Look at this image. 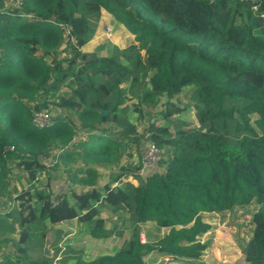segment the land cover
I'll use <instances>...</instances> for the list:
<instances>
[{
    "label": "trees",
    "instance_id": "1",
    "mask_svg": "<svg viewBox=\"0 0 264 264\" xmlns=\"http://www.w3.org/2000/svg\"><path fill=\"white\" fill-rule=\"evenodd\" d=\"M6 2L0 0V170L4 156L15 152L17 166L34 183L53 147L59 160L80 158L78 172L86 176L78 180V190L54 194L29 187L14 195V212L0 216V264H52L31 254L29 238L38 224L74 222L90 239L108 238L112 228L106 223L115 220L103 217V208L114 218L130 215L128 239L110 254L74 264H147L144 257L153 251L169 260L197 259L206 248L199 238L210 228L204 213L264 203V0H257L255 9L241 0ZM102 10L133 42L111 46L107 55L83 52ZM143 77L142 97L167 98L160 113L165 122L181 110L171 98L193 86L197 127L172 133L159 119L152 121L147 139L162 150L156 169L144 178L137 174L142 151L135 169L114 177L118 185L97 189L85 180L97 172L86 166L119 160L122 142L95 135L80 141L77 151L67 144L76 128L90 131L110 122L121 127L129 144L136 141L130 136L135 125L118 113L126 109L122 84ZM63 84L68 91L56 95L57 105L79 124L57 115L50 125L35 127L33 112L47 108L46 94ZM122 174L137 176L138 185L119 181ZM4 177L0 173V192ZM3 217L10 219L2 223ZM142 223L168 230L155 242L142 241ZM250 223L241 256L245 264H264V211H255Z\"/></svg>",
    "mask_w": 264,
    "mask_h": 264
},
{
    "label": "rangeland",
    "instance_id": "2",
    "mask_svg": "<svg viewBox=\"0 0 264 264\" xmlns=\"http://www.w3.org/2000/svg\"><path fill=\"white\" fill-rule=\"evenodd\" d=\"M6 1L8 5L10 0ZM113 19L115 18L113 17ZM106 21L109 22L108 20ZM120 26H122V24L117 23L115 20H110V23L106 24L102 22L98 29V33L91 38L94 44L88 46L87 50L82 51H96L100 55H107L110 53L111 46L124 48L129 45L133 42V37L125 28H121ZM105 27L110 28L111 35L105 34ZM95 45H98L100 49L97 47L96 50H92ZM60 56L64 57L65 52H61ZM145 81L146 77L135 80L129 78L122 84L125 97L121 106H124L126 109L118 114L119 117L128 119L130 123L135 125V133L130 136L135 137L136 141L129 144L130 138H124L121 133V127L110 122L108 124H98L95 129H91L90 131L76 128L73 139L70 144H67L68 150L77 151V149L80 148L78 143L90 136L104 135L120 139L122 148L124 149L119 160L115 162H106L101 165L89 163L90 165L86 166L95 169L97 172V175L90 177V179H85L97 189L101 188L106 183H111L113 186L118 185L119 183L114 180L116 175L126 173L127 170L136 168L140 162L141 152L150 141L147 139V135H149L147 128L152 121L159 119V125L167 126L172 133L178 128L197 127L196 111L198 109V104L191 98L194 91L193 86L182 88L177 95L171 98L174 105L181 108V110L170 116L168 121L165 122L161 118L160 113L166 109L165 103L167 98L164 96L142 97L141 93L146 89ZM67 91L68 86L63 84L56 91L50 92L49 95L46 94L44 101L47 104V108L45 109L48 110L52 118L57 115H67L72 119L75 125H78L79 123L76 117L71 112H65L59 109L57 105L58 98L56 99V95H62ZM254 119L255 116H252L251 123H253ZM56 153V148L52 147V149L49 150V154H47L48 162L45 164V169L38 174V180L34 183L29 182L24 170L17 166L19 158L15 152H10L9 155L4 156V170H0L1 174H5L4 187L0 192V216L4 213L14 212L11 210L13 204L12 198L17 192L23 189H29V187L31 190H33V188L49 189L52 190L54 194H59L66 193L70 189L78 190L80 188L78 180L86 176L84 171L78 172L83 167L80 158L73 156L64 160H59L57 159ZM164 155L165 154L162 153V158ZM52 160L56 161L53 165H51L53 162ZM72 173H76V178L73 177ZM123 175L124 174L120 176L119 181L124 177ZM257 210L264 211V203L258 204L252 201L247 205L234 206L229 210L217 212L219 218L216 217L213 220L215 224L214 227L208 229H211L210 236L208 237H213L215 227L219 226V231H216L215 235L217 237L213 241H205L207 252L210 253V257L218 251V256H216V258L219 260L216 258L215 260L219 262H216V264H240L237 262L232 263L234 260L230 259L232 256L228 253L236 255V251H240L241 247L249 239L253 228L250 223L251 215ZM101 214L103 217H111L115 220L114 224L111 221L106 223L108 228H112V234L104 239H90L84 227L82 228L74 222L55 225L47 223L45 226L43 224H38L34 233L29 238L33 246L31 251L32 256L35 258L45 256L52 264H74L81 260H89L99 254H110L121 248L128 239L129 232L133 226L130 215L127 214L123 217L119 216L114 218L115 216H112L105 208L102 209ZM9 219L10 218L3 217L1 222L4 223L6 220L8 222ZM140 229L142 233L141 240L143 239L147 242H155L165 235V233L162 234L160 230L156 229L153 223L142 226ZM15 233L19 234L17 231ZM4 250L5 249L2 248L1 252ZM204 255L206 256L205 249L201 252L199 257L205 259ZM168 257L169 255H165L164 259ZM224 257L226 258L224 259ZM144 260L147 264H188L187 259L174 258L173 260H163V254L158 251L149 253L144 257ZM225 260L227 261L222 262Z\"/></svg>",
    "mask_w": 264,
    "mask_h": 264
},
{
    "label": "built area",
    "instance_id": "3",
    "mask_svg": "<svg viewBox=\"0 0 264 264\" xmlns=\"http://www.w3.org/2000/svg\"><path fill=\"white\" fill-rule=\"evenodd\" d=\"M9 1V0H8ZM246 1L249 4H251L252 9H255V3L257 0H241ZM20 3V0H10L7 6H17ZM105 34L111 35V30L109 27H105ZM0 56H1V48H0ZM32 122L35 127L37 128H43L52 123V116L49 114L48 110L41 109L33 112ZM8 150H12V146L7 147ZM161 155V150L159 147H157L154 143H149L146 145V147L143 150V155L141 158V165L140 168L137 171V174L141 177H144L150 173H152L157 166V163L159 161ZM144 174V176H143ZM122 181L131 183L134 186L138 185V178L134 175H126L122 178ZM142 241H144L142 239ZM165 260H169V257Z\"/></svg>",
    "mask_w": 264,
    "mask_h": 264
},
{
    "label": "crops",
    "instance_id": "4",
    "mask_svg": "<svg viewBox=\"0 0 264 264\" xmlns=\"http://www.w3.org/2000/svg\"><path fill=\"white\" fill-rule=\"evenodd\" d=\"M104 10H102L101 11V19H99V21H98V23H97V28H96V30H95V32H94V36L96 35V33H98V29L100 28V24H102V22H104V24H106V23H110V20H115V19H113V17H112V15L111 14H109V13H107L106 11H104ZM109 18H111V19H109ZM106 20H108L109 22H107ZM116 21V20H115ZM117 23H119L118 21H116ZM121 28L123 27V26H120ZM124 28V27H123ZM105 31V30H104ZM132 37H133V35H132ZM94 43H93V41H92V39H90L84 46H82L81 47V50H87V48H88V46H92ZM97 47H98V45H95V47L94 48H92V50H96L97 49ZM99 49H100V47H98ZM209 214H210V216H209ZM204 215V218H205V220L207 221V223L210 225V227H214V223H213V220L217 217V218H219V216H218V213L217 212H215V213H205V214H203ZM207 216H209V217H207ZM143 224H145V225H143ZM148 224H152V223H142V224H140V226H141V228H142V226H147ZM155 226V225H154ZM218 226V225H217ZM156 227V226H155ZM219 226L218 227H215V229H214V231H215V233H214V236L213 237H208V236H210L209 234L211 233V229L210 230H208L207 232H205L200 238H199V240H200V242H205V241H213L217 236H215L216 235V231H219ZM156 229H158V230H160V232L162 233V234H164V233H167V230H168V228H157L156 227ZM149 241V240H148ZM206 243V242H205ZM205 252H206V256H205V259H201L200 257H198L197 259H191V260H188V264H216V262H219V261H216L215 260V258H216V256H218V251L216 252V254L214 253L213 254V256H209V254L210 253H208L207 252V247L205 248ZM230 256H232V258H230V259H232V260H234L232 263H234V262H237V263H240V264H245V261L243 260V258H242V256H241V254H240V251L239 250H237L236 251V255H232V253H228ZM200 256V255H199ZM202 256V255H201ZM164 257H165V255L163 254V260H165L164 259ZM226 257H224V259H225ZM217 260H219L218 258H216ZM173 260V259H172ZM184 260V259H183ZM197 260V261H196ZM228 260V259H227ZM227 260H225V261H222V262H226ZM176 262V261H175ZM211 262V263H210Z\"/></svg>",
    "mask_w": 264,
    "mask_h": 264
},
{
    "label": "water",
    "instance_id": "5",
    "mask_svg": "<svg viewBox=\"0 0 264 264\" xmlns=\"http://www.w3.org/2000/svg\"><path fill=\"white\" fill-rule=\"evenodd\" d=\"M100 112H101V114H106V113H108V110L107 109L106 110L105 109H101Z\"/></svg>",
    "mask_w": 264,
    "mask_h": 264
}]
</instances>
